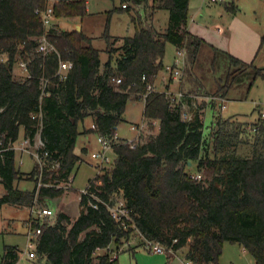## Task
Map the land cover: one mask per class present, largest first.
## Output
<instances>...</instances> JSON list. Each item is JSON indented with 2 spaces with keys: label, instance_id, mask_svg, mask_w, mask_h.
I'll return each mask as SVG.
<instances>
[{
  "label": "trees",
  "instance_id": "16d2710c",
  "mask_svg": "<svg viewBox=\"0 0 264 264\" xmlns=\"http://www.w3.org/2000/svg\"><path fill=\"white\" fill-rule=\"evenodd\" d=\"M86 2L54 0L55 19L82 18ZM119 2L122 10L145 9L142 15L131 16L133 36L106 35L109 58L102 64L99 50L81 30L45 31L35 11L45 9L47 0H0V148L4 149L0 184L5 191L0 208L54 205L65 192L59 184L67 183L81 162L74 152L78 135L94 132L112 139L124 121L128 100L143 97V120L157 121V134L134 148L125 141H112L115 160L89 180L75 219L58 210L53 223L33 221L32 228L41 229L35 238L36 257L48 264H118L111 255L129 240L133 224L144 240L173 252L185 250V259L193 264H218L225 242L239 244L254 264H264V120L223 118L220 106L211 103L212 122L205 137V103L192 108L186 121L181 118V102L172 105L165 91L146 89L147 84L154 86L164 69L167 43L185 51L188 91L205 90V96L226 98L245 80L250 87L264 78V66L245 62L189 32V0ZM224 9L235 13L237 7L229 3ZM157 10L168 11L164 31L151 23ZM43 35L58 53L38 52ZM59 60L72 64L64 79L56 74ZM20 61L26 63L28 74L18 78L13 69ZM86 117L93 119V127L80 132L78 123ZM20 130L30 143L36 136L42 143L38 154L44 167L41 171L35 164L29 173L31 190L15 185L22 173L9 146ZM240 144L250 146L249 156L237 152ZM190 163L201 179L192 177ZM118 198L128 210L130 221L124 224L108 210ZM19 253L17 246L5 245L0 264H16Z\"/></svg>",
  "mask_w": 264,
  "mask_h": 264
},
{
  "label": "rangeland",
  "instance_id": "374dc122",
  "mask_svg": "<svg viewBox=\"0 0 264 264\" xmlns=\"http://www.w3.org/2000/svg\"><path fill=\"white\" fill-rule=\"evenodd\" d=\"M54 0H47V5L51 6ZM234 3L237 7L235 13L220 15L218 11H221L226 4ZM151 4V3H149ZM189 12L194 14V20L199 22L203 26L212 28V26H221L226 29L229 27V23L233 21V27L229 29V32L223 34L227 37L226 42L229 46H232L240 56L244 58L245 62H251L254 60L256 66H264V0H223V2L212 3L209 0H189ZM145 6L136 7L134 10L126 11L121 9V3L119 0H88L86 3V15L82 18H57L53 23V28L57 27V30L62 31H75V26H79L80 30L87 37L91 38V45L99 50L100 61L104 64L108 58L109 44L106 43V35L110 37H131L135 33V26L131 22V16L137 13L143 14ZM234 16H237L239 23L234 22ZM169 14L167 10H157L152 18L153 26L159 30L164 31L168 25ZM51 28H45L48 31ZM254 30L259 35V43L255 45L254 53L249 55V50L245 48L252 47L251 31ZM227 34V35H226ZM213 36L218 37V35ZM229 38V39H228ZM263 42L261 44V40ZM111 43V40H110ZM119 42L113 44V47H117ZM261 44V45H259ZM260 46V49H259ZM259 49V50H258ZM116 55V53H115ZM241 57V58H242ZM179 57L176 54V48L167 43L165 47V55L163 58L164 69L159 71L156 76L154 89L155 91H166V95L170 98L176 93H181L178 96V103L181 104V117L186 113L192 117L191 109L205 103L206 108L203 113V125L204 136L206 137L210 131L212 122V110L210 108L211 103L217 104V106L223 104L225 108H219L221 117L235 116L238 121L255 123L258 119H263L261 113L264 112V78H257L249 87V81L245 80L239 85H235L228 93L226 98L214 96L212 93L205 96V90L199 92H189V87L185 84L186 75L184 76V70L189 67L187 64L186 55L184 56V66L180 69L177 79L172 78L171 70H167L166 66L173 69V65L177 62ZM222 70V69H221ZM220 70V71H221ZM13 72L16 77H25L28 73L26 69L19 66H14ZM219 74V72H218ZM41 88H44L42 82ZM207 89V88H206ZM169 93V94H168ZM134 96V95H132ZM192 100L191 104H187V100ZM177 102H172V105H177ZM143 108L144 101L138 99L136 101L128 100L125 111L124 121L116 127V135L118 139L115 141H125L129 143L132 140V144L142 143L149 136L156 135L158 132V123L153 120L148 124L143 120ZM93 119L86 117L82 122L78 123V131L82 132L88 130L91 126ZM145 126L141 128V124ZM140 127L139 131L131 130V126ZM23 130H20L18 139L13 143V150L15 152L14 164L20 174L21 179L15 182V185L20 190H31L34 187L33 181L29 180V173L33 169L35 164L39 167H44V162L38 154V136L35 137L33 143L25 144L23 140ZM98 135L94 132L81 133L76 139L74 148L75 154H77L81 162L74 168L67 183H61L60 186L65 188L64 194L54 200V205H40L35 203L33 207H17L11 205H3L0 209V248L3 246H17L20 250L19 259L16 264H48L45 258L38 259L35 257L31 259L28 257L29 252H35V247H30L28 238L23 234L24 227L22 226V217H27L31 209L37 210L40 208H50L53 211V215L48 218L49 223H53L58 210H62L67 213L72 219L79 214V199L81 192L87 187L89 180L98 174L99 169L95 168L94 163L90 158V154L99 149L97 142ZM38 147V148H37ZM85 148V152L82 149ZM250 146L248 144H240L237 148V152L243 156H249ZM107 155L111 161L106 167H110L114 160L115 154L113 150L109 149ZM190 173L192 176L195 174V166L189 164ZM199 175V174H197ZM201 176V175H200ZM38 179H41V173L38 175ZM201 179V177L199 178ZM41 184V183H40ZM3 186L0 184V194L3 192ZM5 192V191H4ZM121 199H117L115 202H121ZM130 221V219H128ZM24 223L26 220L23 221ZM23 223V224H24ZM131 236L128 241H125L121 246V252L117 255L118 264H157L153 260L148 261V256L154 254L148 253L143 249L145 245L144 238L137 232L133 224ZM141 247L135 253H131L132 246ZM165 248V247H164ZM139 253V255H137ZM168 262L171 264H185V250L179 252H167ZM144 257L145 261L141 258ZM145 262V263H144ZM165 261H163L164 263ZM218 264H254L253 257L239 244H232L225 242L222 246L221 253L218 257Z\"/></svg>",
  "mask_w": 264,
  "mask_h": 264
},
{
  "label": "built area",
  "instance_id": "2783aa9c",
  "mask_svg": "<svg viewBox=\"0 0 264 264\" xmlns=\"http://www.w3.org/2000/svg\"><path fill=\"white\" fill-rule=\"evenodd\" d=\"M212 3H217V2H223V0H209ZM122 7H125V5H123ZM36 14H38L41 18V22L42 25L45 28H53V23L55 21V16L53 13V8L52 5L51 6H46L45 9L43 10H36L35 11ZM46 31V30H45ZM39 41V46H38V52H41L43 54H48V53H58L55 46L49 42L47 40V38L45 37V35H43L42 37H40ZM177 57H179V59L177 60V62L173 65V69H171L169 66L166 67L167 70H171V74H172V78L173 79H177V77L179 76L180 73V69L184 66V56H185V51L184 50H177L176 51ZM19 67L26 69V63L23 61H20L18 63ZM72 64L70 62H64L59 60V64H58V69L56 74L59 76L60 79H64L66 76L67 71H69V69L71 68ZM144 79V78H143ZM116 83H120V79L115 80ZM42 89V88H41ZM147 89V93L155 91L154 86L147 84L146 86ZM44 88L42 89V94H44ZM165 93H167L165 91ZM169 94V93H168ZM181 93H176L173 97H171V104L172 102H177L178 103V96H180ZM220 107L222 109L225 108V105L221 104ZM261 117L264 118V112L261 113ZM183 120H190L191 117L189 114H182L181 117ZM143 125L145 126L144 123L141 124V128L143 127ZM140 127H136L134 125H132L130 128L133 131H139ZM118 139L116 137V133L113 136L112 139L107 138L105 136L102 135H98V139L97 142L99 144V149L95 152H92L90 154V158L92 160V162L95 165V168H98L99 171L98 173L101 171V169H103L104 167H106L109 162L111 161L110 157L107 155V151L109 149L112 150V145L114 142H116L115 140ZM38 144L39 146H42V143L40 141V138L38 136ZM114 141V142H112ZM23 143H27L30 144L29 139H24ZM129 144L131 145V148H134L135 145L132 144V140L129 141ZM0 147H1V141H0ZM15 147H13V144H11V146H9V149H14ZM38 148V147H37ZM4 149L0 148V152H2ZM195 179H199L201 176L200 175H196V176H192ZM86 188L81 192V194H86ZM94 208H96L95 205H93ZM108 210L110 212L111 217L117 221V222H121L122 224H124V220L128 219V210L125 208L124 206V202L121 201L119 203H114L111 206H108ZM31 217L30 219L27 221V223L25 224L26 226V236L29 240V245L30 247H35V238L37 235H39L41 233V229L40 228H36L33 229L32 228V223L34 220L39 219L41 223H43L44 221H46L50 216L53 215V211L50 208H40L37 209L36 211L31 209ZM143 249L145 251H147L148 253H152L154 255H167V252H172V250L167 249L166 247L164 248L163 245L159 244V243H155V242H151V241H147L145 240V245L143 246ZM121 249H119L118 252H120ZM118 252H113L111 255V259H115L118 255ZM28 257L29 258H35L36 255L35 253L29 252L28 253ZM185 264H193L191 261H186Z\"/></svg>",
  "mask_w": 264,
  "mask_h": 264
},
{
  "label": "crops",
  "instance_id": "0c3cea01",
  "mask_svg": "<svg viewBox=\"0 0 264 264\" xmlns=\"http://www.w3.org/2000/svg\"><path fill=\"white\" fill-rule=\"evenodd\" d=\"M86 3H88V0H87V2ZM218 13L222 16V15H226V14H229L230 15V12H227L224 8L223 9H221V11H218ZM234 19V22H236L237 21V24L240 22L239 21V19H237V16H234L233 17ZM233 21L231 22V23H229V27L228 26H226V29H224L223 27H221V26H212V28H207V27H205V26H203L202 24H200L199 22H196L195 20H194V14H192V13H190L189 12V17H188V21H187V29H188V31L189 32H191L192 34H194V35H196V36H198V37H201L202 39H204L205 41H207L208 43H210V44H212L213 46H215L216 48H219V49H221V50H223V51H226V52H229L230 54H232L233 56H236V57H238L239 59H241V60H243L244 61V58L242 57V56H240V54L236 51V50H234V48H232V46H229L228 45V43L226 42V39H227V37H224L223 36V34L225 33V31H226V33L227 32H229V29H231L232 27H233ZM76 27L77 26H75V29H76ZM55 28H57V27H55ZM252 33H251V40H252V47H254V48H250L249 49V47L248 48H245V47H243L244 49H247V50H249V55H252L253 53H254V49L256 48V46L255 45H257L256 43L258 42H260L259 41V35L254 31V30H250ZM213 34L214 35H218V37L219 38H217V37H215V36H213ZM227 35V34H226ZM229 39V38H228ZM260 45V44H259ZM177 51V50H176ZM242 57V58H241ZM246 61V60H245ZM166 67H168V66H166ZM93 127V121H92V123H91V126H90V128H92ZM116 137H117V135H116ZM118 138V137H117ZM5 192H4V190H3V192L0 194V197L4 194ZM1 209V208H0ZM78 216V214L75 216V218ZM30 217H31V212H29V214L27 215V217H22V219L21 220H23L24 218V220H26V222L24 223L23 221H22V226L24 227V231H23V234L26 236V226H25V224L27 223V221L30 219ZM24 223V224H23ZM27 237V236H26ZM3 248H4V246H3ZM132 249H131V253L133 254V253H135V252H137V250H139V249H141V247H137V246H132L131 247ZM2 251H3V249L2 248H0V255H1V253H2ZM140 254L141 253H139L138 252V254L137 255H139L140 256ZM168 256L167 255H152V256H148V261H151V260H153V258H154V260H155V262L157 263V264H171V263H169L168 262V258H167ZM31 259H34V258H31ZM145 258L144 257H142L141 258V260L142 261H145L144 260ZM163 261H165L164 263H163ZM17 263V262H16ZM145 263V262H144Z\"/></svg>",
  "mask_w": 264,
  "mask_h": 264
},
{
  "label": "water",
  "instance_id": "95a60500",
  "mask_svg": "<svg viewBox=\"0 0 264 264\" xmlns=\"http://www.w3.org/2000/svg\"><path fill=\"white\" fill-rule=\"evenodd\" d=\"M75 30L78 31V32H80V27L77 26Z\"/></svg>",
  "mask_w": 264,
  "mask_h": 264
}]
</instances>
